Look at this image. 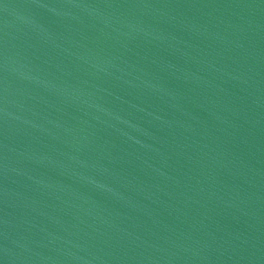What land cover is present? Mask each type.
Wrapping results in <instances>:
<instances>
[{
	"label": "water",
	"instance_id": "1",
	"mask_svg": "<svg viewBox=\"0 0 264 264\" xmlns=\"http://www.w3.org/2000/svg\"><path fill=\"white\" fill-rule=\"evenodd\" d=\"M0 264H264V0H0Z\"/></svg>",
	"mask_w": 264,
	"mask_h": 264
}]
</instances>
